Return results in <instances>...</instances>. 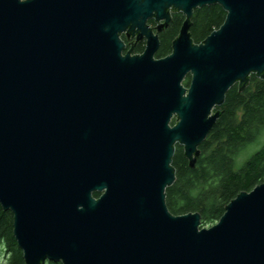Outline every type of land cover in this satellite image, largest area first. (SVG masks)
<instances>
[{"label": "water", "instance_id": "water-1", "mask_svg": "<svg viewBox=\"0 0 264 264\" xmlns=\"http://www.w3.org/2000/svg\"><path fill=\"white\" fill-rule=\"evenodd\" d=\"M211 5L225 23L194 44L192 14ZM172 13L185 20L156 59L147 24L161 32ZM124 33L147 39L143 55L122 56ZM252 74L264 79V0H0V204L24 263L264 264V183L210 227L165 194L177 145L195 168Z\"/></svg>", "mask_w": 264, "mask_h": 264}, {"label": "trees", "instance_id": "trees-1", "mask_svg": "<svg viewBox=\"0 0 264 264\" xmlns=\"http://www.w3.org/2000/svg\"><path fill=\"white\" fill-rule=\"evenodd\" d=\"M192 15L191 38L199 45L225 23L227 13L220 5H211ZM172 16V25L161 36L157 58L172 52L173 40L185 20L182 13ZM190 79L186 78V86ZM238 88L230 89L218 109L221 116L200 146L195 168L188 167L182 146L177 145L174 154L176 182L165 193L166 206L174 216L199 213L202 227L216 224L239 194L264 183V79L252 74L245 90ZM13 223V213L0 204V264H26L14 238Z\"/></svg>", "mask_w": 264, "mask_h": 264}, {"label": "flooded vegetation", "instance_id": "flooded-vegetation-1", "mask_svg": "<svg viewBox=\"0 0 264 264\" xmlns=\"http://www.w3.org/2000/svg\"><path fill=\"white\" fill-rule=\"evenodd\" d=\"M172 15H175V14L172 13ZM172 23H173V16H172V22L169 24V26L167 28H164L161 32L157 31L156 28H157L158 25H157V23L154 20H150L148 22V24H147L149 26V28L153 31V33L158 36V38H159L158 42H160V48H161V45H162L161 36H162V34L164 32H166L168 30V28L172 25ZM121 39L123 41L122 43L124 44V49H125L122 56L126 55L128 52L130 53V51H131V54H130L131 56L143 55V52L145 51L146 44H147V42H146L147 39L146 38H143V39L139 40L137 34H135V35L130 34L129 35L128 33H124V34L121 35ZM160 48H159V50H160ZM168 55H170V53ZM167 56H165V57H167ZM155 57H156V59L164 58V57L157 58V54L155 55ZM95 194H97V193H95ZM97 195L98 196L95 197V198H99L101 194L98 193ZM46 264H50V262H46ZM56 264H60V263H56Z\"/></svg>", "mask_w": 264, "mask_h": 264}, {"label": "rangeland", "instance_id": "rangeland-1", "mask_svg": "<svg viewBox=\"0 0 264 264\" xmlns=\"http://www.w3.org/2000/svg\"><path fill=\"white\" fill-rule=\"evenodd\" d=\"M189 78V77H188ZM184 85H185V82H184ZM186 86V85H185ZM188 87V86H187ZM56 264V263H55Z\"/></svg>", "mask_w": 264, "mask_h": 264}]
</instances>
